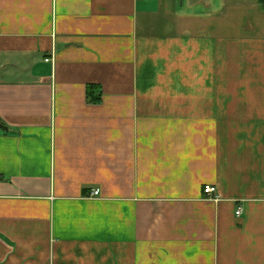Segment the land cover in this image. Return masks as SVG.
<instances>
[{"label": "crops", "instance_id": "crops-1", "mask_svg": "<svg viewBox=\"0 0 264 264\" xmlns=\"http://www.w3.org/2000/svg\"><path fill=\"white\" fill-rule=\"evenodd\" d=\"M179 1L0 0V264H264L262 1Z\"/></svg>", "mask_w": 264, "mask_h": 264}, {"label": "trees", "instance_id": "trees-1", "mask_svg": "<svg viewBox=\"0 0 264 264\" xmlns=\"http://www.w3.org/2000/svg\"><path fill=\"white\" fill-rule=\"evenodd\" d=\"M263 1V0H261ZM100 87L96 84H90L87 86V101L90 103H100L101 102V95H100ZM0 131H8L7 126L3 123L2 119L0 118Z\"/></svg>", "mask_w": 264, "mask_h": 264}, {"label": "built area", "instance_id": "built-area-1", "mask_svg": "<svg viewBox=\"0 0 264 264\" xmlns=\"http://www.w3.org/2000/svg\"><path fill=\"white\" fill-rule=\"evenodd\" d=\"M261 5L264 8V0L261 2ZM46 61H51V59H46ZM203 192L205 195H207L208 197L211 198L217 192V187L215 185L207 184L204 186ZM99 195H100V189L99 188L93 189L90 193V196H92V197H96ZM241 214H242V210H241V208H239V210L237 211V215H241Z\"/></svg>", "mask_w": 264, "mask_h": 264}, {"label": "rangeland", "instance_id": "rangeland-1", "mask_svg": "<svg viewBox=\"0 0 264 264\" xmlns=\"http://www.w3.org/2000/svg\"><path fill=\"white\" fill-rule=\"evenodd\" d=\"M181 4H183V0H180L179 1V8H181ZM242 14H244V13H242ZM238 16L236 15V16H232L231 15V20L233 21V20H235V18H237ZM242 18V17H241ZM240 21H241V19H240ZM239 20L238 21H236V23L234 24V26H239L240 24H241V22H240ZM226 24V26H229L228 25V23H225Z\"/></svg>", "mask_w": 264, "mask_h": 264}]
</instances>
